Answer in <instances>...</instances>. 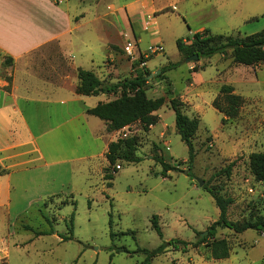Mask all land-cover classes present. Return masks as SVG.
I'll return each instance as SVG.
<instances>
[{
	"label": "rangeland",
	"instance_id": "374dc122",
	"mask_svg": "<svg viewBox=\"0 0 264 264\" xmlns=\"http://www.w3.org/2000/svg\"><path fill=\"white\" fill-rule=\"evenodd\" d=\"M66 1L65 5L73 14L86 13L85 22H89L87 28L91 34L97 32L93 24L97 23L93 21L96 15L125 0H94V4L89 0L84 3ZM179 7L187 18L162 13L158 34L162 40L156 45L158 36L155 35L153 42L143 43L142 54L147 56L143 57V63L147 62L149 69L142 63L138 71L152 74L147 90L149 98L164 96L169 87L166 80L157 77L161 69L171 63L181 64L179 69L165 74L176 97L185 86L196 89V94L205 92V95H197L199 104L207 105L201 118L192 114V105L185 104V113L201 121L194 140V161H189L188 148L177 133L175 113L167 100L159 110L161 120L155 129L151 127L145 132L139 123L124 129L121 138L138 139L135 156L141 160L139 163L118 162L121 170L111 169L114 177L110 181L105 180L108 163L102 178L98 173L93 174L89 186L84 176L79 175L76 177L78 187L72 194L64 192L53 207L41 205L31 209L29 220L16 225L22 232L11 239L25 242L19 251L23 253L21 257L12 247V264H144L147 252L165 242L182 240L193 245L208 235L220 216L209 190L233 200L228 208L232 222L264 216V183L256 181L249 167L250 155L264 152V62L254 67L237 65L230 51L226 57L217 54L188 62L177 47L180 39L188 38L191 44L192 33H197L200 27L226 37H247L261 32L264 30V0H182ZM110 39L119 44L111 46V70L103 74L112 81H117L114 75L120 80L129 78V67L141 58L128 56L125 52L128 39L119 41L113 30ZM157 46L164 51L152 55ZM94 49L95 59L101 54L107 60L108 53L99 50L97 41ZM187 65L193 67L189 72ZM224 85L232 86L234 94L243 99L235 118H228L207 104V97L217 98ZM160 157L176 170L163 173V167L157 162ZM232 163L234 167L228 177L224 170ZM198 180L203 182L202 186ZM38 209L42 214L36 212ZM72 215L71 240L58 242L47 235L54 231L68 236ZM155 216L159 218L162 237L153 227ZM26 226L32 230H25ZM38 232L44 233V237L38 238ZM216 238L230 243L229 259L204 261L201 257L210 259L211 254L203 244L197 248L189 246L186 253L168 248L164 254L153 258L151 264H264V236L258 231L237 234L218 228Z\"/></svg>",
	"mask_w": 264,
	"mask_h": 264
},
{
	"label": "crops",
	"instance_id": "0c3cea01",
	"mask_svg": "<svg viewBox=\"0 0 264 264\" xmlns=\"http://www.w3.org/2000/svg\"><path fill=\"white\" fill-rule=\"evenodd\" d=\"M65 1L0 0V166L6 170L0 177V264H12V247L23 255L19 251L25 242L11 239L22 232L16 225L29 220L31 209L53 207L64 192L72 194L79 175L87 186L93 174L102 178L109 145L125 132H108L104 121L88 114L116 95L78 94V70L95 73L105 85L117 84L119 77L114 75L117 81H112L103 74L111 70V46L119 44L110 39L111 30L119 41H136L143 53V43L160 34L162 13L187 18L179 7L182 0H125L101 10L93 19L97 32L89 34L86 13L73 14ZM95 40L99 50L108 53L107 60L101 54L95 59ZM161 40L158 36L156 45ZM180 40L188 44L190 39ZM192 68L187 65L188 72ZM134 75L130 66L129 78ZM179 92L181 100L192 105V114L201 118L207 105L199 104L197 95L205 92L196 94L186 86ZM215 99L208 96L207 104L213 107ZM156 114L161 120L159 111ZM47 235L65 241L54 231Z\"/></svg>",
	"mask_w": 264,
	"mask_h": 264
},
{
	"label": "trees",
	"instance_id": "16d2710c",
	"mask_svg": "<svg viewBox=\"0 0 264 264\" xmlns=\"http://www.w3.org/2000/svg\"><path fill=\"white\" fill-rule=\"evenodd\" d=\"M191 44H186L183 40L177 41V47L180 54L184 58H189L198 55L199 59L212 58L220 54L224 57L230 51V57L237 65L245 67H254L264 62V30L247 37H232L223 35H214L209 30L198 32L193 35ZM143 57L139 62L132 64V69L137 72L136 75L119 81L117 84L105 85L91 71L83 69L78 70V78L80 84L77 93L83 96H98L101 93L115 94L116 98L106 103H100L88 114L97 117L107 124L108 132H116L125 128H130L132 125L139 123L142 130L148 132L151 127H154L159 122V116L156 114L161 110L167 100L175 113V127L178 135L188 148L189 161L193 162L196 156L195 138L200 129L201 121L198 117H190L185 113V103L174 95L170 89L172 84L166 78V73L178 68L181 64H169L161 69V75L157 77L160 80H166L168 89L164 91V96L153 99L147 95L149 77L152 75L146 71H138L140 64L143 63ZM223 102V103H221ZM224 105V106H223ZM243 105L241 96L234 94L232 86L224 85L220 90V95L213 102V107L228 118L238 116ZM138 139L136 137L119 138L116 142L109 145L106 154L109 167L106 169L105 180H112L113 174L111 169L117 172V163L126 161L127 163H139L141 160L136 158ZM157 162L163 167V173L176 170L175 167L168 164L163 157L157 158ZM232 163L224 170L226 176L232 173ZM249 167L251 174L258 182L264 183V152L253 153L249 157ZM6 174L0 166V177ZM111 185L110 183L108 184ZM217 207L220 210L219 219L213 223L208 230V235L202 237L197 243L189 244L182 240H172L162 244L159 248L148 253V258L144 264H151V260L161 254H164L168 248L172 251L182 250L187 252L189 246L197 248L200 245L206 244L210 250L211 258L215 261L225 260L230 258L231 246L226 239H217L216 234L218 228L229 229L237 234H242L248 230H255L264 234V216L255 217L242 222H232L228 218V208L233 203L230 198H223L212 190H209ZM73 219L71 217V226L69 227L70 236H61L65 241L71 240L73 236ZM158 216L153 219V227L162 237V231L158 223ZM25 230H32L26 226ZM38 236L45 235L38 232ZM114 236V235H112ZM202 236V235H201ZM212 239V241H208ZM125 251V250H124Z\"/></svg>",
	"mask_w": 264,
	"mask_h": 264
},
{
	"label": "built area",
	"instance_id": "2783aa9c",
	"mask_svg": "<svg viewBox=\"0 0 264 264\" xmlns=\"http://www.w3.org/2000/svg\"><path fill=\"white\" fill-rule=\"evenodd\" d=\"M138 46H137V43L136 41H129L126 46H125V52L127 53L128 56L130 57H139V58H142V57H147V56H144L141 52L138 51ZM164 49L163 47H155L153 50H152V55L153 54H157V53H160V52H163ZM143 65H146V63H143ZM124 137H126V135H124ZM117 170H120L121 167L120 166H117L116 167ZM264 236V234H263Z\"/></svg>",
	"mask_w": 264,
	"mask_h": 264
},
{
	"label": "water",
	"instance_id": "95a60500",
	"mask_svg": "<svg viewBox=\"0 0 264 264\" xmlns=\"http://www.w3.org/2000/svg\"><path fill=\"white\" fill-rule=\"evenodd\" d=\"M198 60H199L198 55H194V56H192V57L187 58V61H188V62H194V61H198ZM158 73H160V72H158ZM185 174H188V173H185ZM198 182H199L200 186L203 185V182H202L201 180H198ZM204 236H205V235H204Z\"/></svg>",
	"mask_w": 264,
	"mask_h": 264
}]
</instances>
